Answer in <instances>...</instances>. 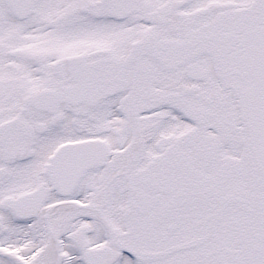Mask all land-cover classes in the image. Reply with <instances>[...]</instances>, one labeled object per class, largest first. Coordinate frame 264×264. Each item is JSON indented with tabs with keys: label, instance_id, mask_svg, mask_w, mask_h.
I'll list each match as a JSON object with an SVG mask.
<instances>
[{
	"label": "snow or ice",
	"instance_id": "1",
	"mask_svg": "<svg viewBox=\"0 0 264 264\" xmlns=\"http://www.w3.org/2000/svg\"><path fill=\"white\" fill-rule=\"evenodd\" d=\"M0 264H264V0H0Z\"/></svg>",
	"mask_w": 264,
	"mask_h": 264
}]
</instances>
